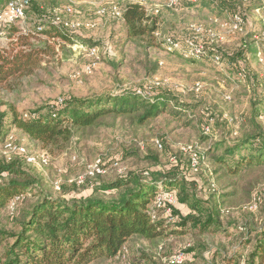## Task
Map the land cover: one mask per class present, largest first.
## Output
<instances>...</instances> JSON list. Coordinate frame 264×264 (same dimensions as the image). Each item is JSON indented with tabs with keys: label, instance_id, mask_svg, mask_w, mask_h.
I'll return each mask as SVG.
<instances>
[{
	"label": "rangeland",
	"instance_id": "obj_1",
	"mask_svg": "<svg viewBox=\"0 0 264 264\" xmlns=\"http://www.w3.org/2000/svg\"><path fill=\"white\" fill-rule=\"evenodd\" d=\"M36 1L43 7L39 9L44 17L39 20L34 7L31 8L24 25L26 34H31L9 36L0 47V54L26 52L30 48L41 51L39 63L31 68L30 74L13 77L0 86V114H4L0 126V160L19 162L31 173L39 183L36 196L44 194L64 200L85 198L96 191L97 186L120 177L133 174L148 177L150 172L174 170L185 182L188 193L202 201L205 207L219 211L216 233L202 235L188 226L183 235L173 234L155 241L132 239L125 245V255L90 264H133L131 261L136 256H145L151 264H167L166 261L179 251L185 255L183 264H220L225 259L222 257L233 255L239 262L246 257L251 248L249 245L241 247L244 237L254 240L256 234L264 231V167L245 169L235 177H224V168L214 164L216 158L207 155V151L215 141L224 143L245 133H256L251 126L264 133V90L261 88L264 82V13L252 9L258 3L264 6V0H238L242 24L237 31L230 28V19L235 14L217 19L207 11L181 6L169 8L165 0H155L159 12L147 15L146 22L149 27L154 25L155 30L149 38L136 39H128L124 21L97 15L102 8L117 6L122 9L125 1L136 0ZM142 4L147 5L144 1ZM67 7L72 9L71 14L65 12ZM57 19L71 23L93 22L96 26L92 30L73 31L72 43L34 32L38 30V23L46 24ZM192 25H200L214 35L213 39L202 35L195 39V45L214 47L229 56H238L237 59L240 56L235 73L244 69L254 82L240 84L243 80L225 78L211 66L199 63L200 60L185 58L181 52L166 51L163 40L167 38L181 43L182 51H188L184 41L196 37L191 31ZM74 45L99 49V65L91 76L82 75L88 59ZM77 74L78 80L75 78ZM153 82L159 85L153 86ZM196 83L202 86L197 93L192 91ZM134 89L169 95L195 118L163 113L137 125L132 117H106L98 126L73 129L68 141L47 150L10 124V109L19 116L34 112L48 116L58 100L68 97L99 99ZM254 107L260 112L253 114ZM250 121L253 124H249ZM206 122L209 131L204 133L210 136L208 141L201 134ZM7 133L29 154H46L48 165L40 170L26 164L22 156L4 155L1 140ZM153 139L161 141L162 151L153 148ZM180 147L193 148L199 157L196 171L190 168V156L182 153ZM173 157L175 161L172 163L170 159ZM72 158L82 164L73 162ZM97 158L104 164V174L80 186L74 184L86 166ZM55 185L59 190L54 188ZM96 192L104 197L111 193ZM34 200H26L13 209H1L0 229L18 231L21 211ZM253 200L257 203L255 211L248 209ZM176 206L172 209L175 215L181 218L188 214V208ZM159 216H170L166 231H176L177 216L162 211Z\"/></svg>",
	"mask_w": 264,
	"mask_h": 264
},
{
	"label": "trees",
	"instance_id": "obj_2",
	"mask_svg": "<svg viewBox=\"0 0 264 264\" xmlns=\"http://www.w3.org/2000/svg\"><path fill=\"white\" fill-rule=\"evenodd\" d=\"M9 1L0 0V10ZM238 4V0H178V6L207 11L217 19H226L227 15L234 14L240 17ZM32 7L41 20L44 16L39 8L43 7L36 0H31L28 14ZM252 9L264 13V6L260 3L253 5ZM121 11L128 39L149 38L152 35L155 26L149 27L146 24L148 18L140 4L125 1ZM36 28L39 30L35 29L34 32L38 35H48L72 43L71 32L61 24L48 21L46 24L38 23ZM204 50L206 56L199 63L211 66L225 78L243 80L240 84L245 81L254 82L244 69L239 74L235 73L240 56L237 59L238 56H229L214 47H204ZM40 53L30 48L26 52L0 54V86L13 77L30 74L31 68L39 63ZM214 56L219 58L218 63L213 61ZM233 84L236 85L237 81H233ZM261 88L264 90V83ZM169 97L163 93H146L140 89L99 99L68 97L60 105L51 107L48 116L40 112L25 114L27 117L19 116L15 110L10 109V124L47 150L68 141L73 129L98 126L106 117H132L131 120L137 125H143L163 113L186 114L189 119L195 118L190 111ZM253 109V114L260 112L255 107ZM3 117L4 114H0V126ZM208 125L206 122L203 126ZM251 127H254L256 133H245L224 143L215 141L212 143L215 147L208 146L207 155L215 157L213 163L220 169L224 168V177H235L242 170L264 167V133L257 132L259 129L255 126ZM201 134L207 141L210 139V136L204 134V128ZM7 137L8 133L1 140V145ZM159 143L163 150V144L161 141ZM218 152L220 154L216 155ZM38 185V180L19 162L0 160V210L8 208L15 198H18V202L14 208L19 203L35 198L21 211L17 222L18 231L0 229V264H90L118 257L119 251L132 239L155 241L173 234L183 235L188 226L202 235L219 230V211L205 207L202 201L188 193L185 182L174 170L166 173L150 172L148 177L128 175L97 186L96 191L111 192L108 197L97 195L96 191L76 200L53 198L44 194L36 196ZM165 191L173 192L177 204L185 205L189 210L181 218L171 210V214L177 216L178 223L174 227L176 231L170 233L166 231L170 216L158 215L152 221L148 215L155 196ZM243 240L241 247L249 245L251 248L247 256L239 262L236 255L230 258L224 256L220 264L264 263V231L256 234L254 240L246 237ZM131 262L151 264L145 256L133 257Z\"/></svg>",
	"mask_w": 264,
	"mask_h": 264
},
{
	"label": "built area",
	"instance_id": "obj_3",
	"mask_svg": "<svg viewBox=\"0 0 264 264\" xmlns=\"http://www.w3.org/2000/svg\"><path fill=\"white\" fill-rule=\"evenodd\" d=\"M31 0H10L3 9L0 10V47H2L7 41L9 36H18L31 34L30 32L26 34L25 22L27 20L29 4ZM142 1L147 3L145 6L142 4ZM132 3L140 4L144 12L147 15H156L158 14V6L155 4V0H136ZM166 6L169 8H176L178 6V0H165ZM65 12L68 14L72 13V9L67 7L65 8ZM122 11L117 6H112L108 9L102 8L97 11V15L100 17L110 16L113 19L122 20ZM230 28L233 31H237L241 24L242 19L238 16L231 17ZM54 23L61 24L64 28L68 29L71 33L73 31H77L79 29L92 30L95 28V24L93 22L87 23H71V22H61L58 19L53 21ZM39 30V28H38ZM191 31L193 35L196 37L189 38L184 41V45L188 48V51H182V44L172 40L171 38H167L163 40V44L165 45V49L168 52H181L180 54L185 58H193L196 60H203L206 56V52L201 45H195V39H199L202 35L206 34L208 38L213 39L214 35L210 33V31H205L200 25H192ZM200 42V41H199ZM81 53H84L86 58L88 59V63L82 69V75L91 76L93 72L97 69L99 65V49L97 47H84L82 45H74ZM213 61L215 63L219 62V58L214 56ZM261 61V59H260ZM75 78L78 80L79 74L75 75ZM264 83V82H263ZM153 86H158L159 83H152ZM202 86L199 83H196L192 87L193 92H199ZM226 100H229V97H225ZM62 101L58 100L57 104H61ZM27 117V115H25ZM209 126V125H208ZM205 126L204 132L209 131V127ZM206 134V133H204ZM152 146L158 151L162 150V146L157 139H153L151 141ZM2 151L4 155L16 154L18 156H22L26 162V164L36 167L42 170L44 167L48 165L49 158L46 154H36L32 155L27 152V149L22 145H17L12 140L11 136H8L2 145ZM180 151L184 154L190 156V168L194 171L197 170L199 157L196 153H194L192 147H180ZM73 162H78V164H82V161H76L75 158H72ZM175 158H171L170 162H174ZM116 166L117 164H113ZM104 164L100 158H97L91 165L86 166L85 171L74 181V184L80 186L84 184L86 180L93 179L97 176L103 175L105 172ZM56 190H59V186L55 185ZM18 202V198H15L9 204V209H13L15 204ZM177 205V200L175 194L173 192H162L155 196L153 201L151 202L148 215L150 219L153 221L159 215V212H164L167 215H170L171 210ZM248 209L251 211H255L257 209V203L255 200L248 205ZM188 247V246H187ZM127 250L125 247L119 251V255H125ZM185 260V255L183 252H177L172 255L166 262L167 264H183Z\"/></svg>",
	"mask_w": 264,
	"mask_h": 264
},
{
	"label": "crops",
	"instance_id": "obj_4",
	"mask_svg": "<svg viewBox=\"0 0 264 264\" xmlns=\"http://www.w3.org/2000/svg\"><path fill=\"white\" fill-rule=\"evenodd\" d=\"M180 205H181V204H177L178 208L181 207V206H182V207H185V209L187 208L185 205H181V206H180ZM177 206H176V207H177ZM187 213H188V211H187Z\"/></svg>",
	"mask_w": 264,
	"mask_h": 264
}]
</instances>
